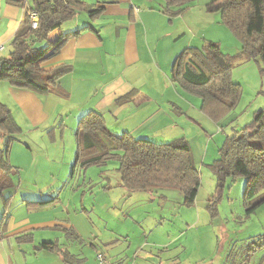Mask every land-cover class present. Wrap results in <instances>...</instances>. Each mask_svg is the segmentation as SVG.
I'll use <instances>...</instances> for the list:
<instances>
[{
	"label": "rangeland",
	"instance_id": "1",
	"mask_svg": "<svg viewBox=\"0 0 264 264\" xmlns=\"http://www.w3.org/2000/svg\"><path fill=\"white\" fill-rule=\"evenodd\" d=\"M211 1L193 0L187 3L191 7L186 13L172 16L167 13V0H156L159 17L149 20L154 35L149 34L148 41L156 56V72L163 78L159 91L166 92L162 101H173L186 114L179 118L172 113L180 132L161 134L151 129L143 138L157 143L178 137L189 140L201 178L196 199L188 203L177 188L130 191L122 185L115 160L85 169L76 166L78 124L73 116H66L67 126L62 124L58 130L26 128L9 154L18 172L9 177L12 186L0 193V226L6 216L16 224L29 222L34 229V242L15 249L17 264H101L99 253L110 260L128 256L133 264H249V258L251 264L258 263L253 256L256 252L248 256L247 250L252 237L264 234V203L248 214L243 199L245 178L220 179L212 164L220 157L226 138L250 123L254 113L264 107V60L243 55L237 62L232 80L241 85V96L220 120L201 111L200 97L179 86L181 96L172 92L175 89L168 91L162 74H171L181 51L201 48L205 42L217 43L226 54L242 52L241 39L218 12L208 11ZM89 17L83 11L75 19L86 25ZM70 23L72 20L64 24ZM11 48L10 44L3 57ZM170 85L176 86L172 81ZM107 125L109 131L122 133L113 130L109 120ZM55 140L61 148L55 146ZM57 150L62 151L60 155ZM55 198L57 202L46 207L28 204Z\"/></svg>",
	"mask_w": 264,
	"mask_h": 264
},
{
	"label": "trees",
	"instance_id": "2",
	"mask_svg": "<svg viewBox=\"0 0 264 264\" xmlns=\"http://www.w3.org/2000/svg\"><path fill=\"white\" fill-rule=\"evenodd\" d=\"M4 1L24 8L28 3L30 9L39 14L40 27L32 37H26L29 16L25 13L11 42V52L0 59V82L43 96L68 97L59 81L72 71V66L61 65L46 70L38 58L45 54L42 60L56 56L69 39L91 28L86 26L69 31L57 43H52L50 35L65 22L75 20L77 14L83 11L95 20L103 15L105 9L84 0ZM191 1L167 0V13L180 15L187 9V6H183ZM172 7L179 8L173 11ZM208 11L218 12L222 22L241 39L242 52L226 54L215 42H205L201 48H186L174 59L171 75L173 82L184 91L202 99L201 111L204 114L220 120L236 107L241 96V85L232 80L237 62L243 55L260 56L264 60V0H212ZM262 72L264 76V69ZM135 95L136 91H132L120 98V101L129 103L135 99ZM173 107L177 115L185 116L177 105ZM22 133L23 129L12 109L0 100V193L12 186L9 177L18 172L9 154ZM76 138V166L81 165L85 169L115 160L119 163L117 170L122 185L130 191L153 192L157 188H177L185 195L188 203H192L198 195L201 186L199 168L191 144L185 137L157 143L134 137L129 132L116 135L108 130L105 115L98 110H91L79 119ZM82 142L85 143L84 147ZM212 168L220 179L245 178L243 199L248 214L264 203V107L254 113L250 123L226 138L220 148V157L214 161ZM56 202L57 198L28 201V204L46 207ZM9 220L10 217L6 216L1 219L0 238L6 233ZM60 225L65 230H72L64 224ZM32 231L18 233L15 236L16 242H34ZM250 243L248 256L264 248V234L252 237ZM45 248L54 249L51 246Z\"/></svg>",
	"mask_w": 264,
	"mask_h": 264
},
{
	"label": "crops",
	"instance_id": "3",
	"mask_svg": "<svg viewBox=\"0 0 264 264\" xmlns=\"http://www.w3.org/2000/svg\"><path fill=\"white\" fill-rule=\"evenodd\" d=\"M86 2L103 7L105 9L103 15L95 20L89 17L88 23H83L86 25H82L80 19L62 25L50 35L49 39L52 43H57L69 31L80 30L86 26L91 28L69 39L56 56L42 60L45 54L38 58L39 63L46 70L61 65L72 66V71L59 81L61 89L68 94V97L43 96L31 90L17 89L6 82H0V100L12 109L23 131L27 129L45 131L48 128L58 130L64 125L67 126L66 116L75 117L77 125L84 114L98 110L105 115L106 123L108 120L112 122L115 128L113 130L129 132L137 138H143L151 129L161 134L171 131L180 132L181 127L177 117H184L177 115L172 106L176 105L173 101H162L166 97V92L159 91L158 83L162 82L163 78L156 72V56L154 58L152 45L148 41V35H154V26L149 20H152L154 15L159 17L154 5L156 0ZM186 6L187 9L183 13L191 7L188 4L183 7ZM173 9L176 10L178 7ZM159 12L162 13L160 9ZM24 16L23 6L8 4L2 0L0 46H4V50H0V59L14 39ZM162 74L165 77V88L168 91L171 88L175 89L172 92L181 96L176 88L178 85L172 80V75L164 71ZM170 81L176 86L172 87ZM132 91H136L135 99L129 103H122L120 98ZM181 110L185 115L186 109ZM219 127L221 130L224 129L222 125ZM175 139L177 138L173 140ZM170 140L173 141L172 138ZM54 143L59 147L57 140ZM61 152L57 150L56 153L60 155ZM10 220L6 233L0 238V264H17L15 249L18 250L20 247L22 249V246L16 242L15 236L26 230H34L29 222L22 221L16 224L11 218ZM66 226L69 227L67 224ZM253 256L258 260L257 264H264V248ZM149 257L151 258L152 255L148 254ZM128 258V256L121 257L114 261L123 264L129 261ZM250 260L251 258L248 260L249 264L252 263Z\"/></svg>",
	"mask_w": 264,
	"mask_h": 264
},
{
	"label": "built area",
	"instance_id": "4",
	"mask_svg": "<svg viewBox=\"0 0 264 264\" xmlns=\"http://www.w3.org/2000/svg\"><path fill=\"white\" fill-rule=\"evenodd\" d=\"M25 13L29 16V23L26 29V37H32L34 32L40 27V16L38 13L30 9L29 4L25 6ZM0 50H4V46H0ZM98 258L101 264H117L113 259H108L106 256H103L102 253H99ZM123 264H133L131 261H125Z\"/></svg>",
	"mask_w": 264,
	"mask_h": 264
}]
</instances>
